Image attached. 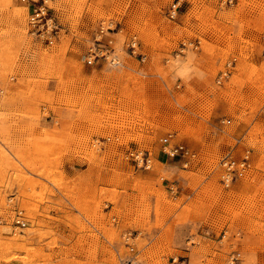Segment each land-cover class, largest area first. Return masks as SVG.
<instances>
[{"label": "rangeland", "instance_id": "1", "mask_svg": "<svg viewBox=\"0 0 264 264\" xmlns=\"http://www.w3.org/2000/svg\"><path fill=\"white\" fill-rule=\"evenodd\" d=\"M47 7L0 0V264H264V0Z\"/></svg>", "mask_w": 264, "mask_h": 264}, {"label": "built area", "instance_id": "2", "mask_svg": "<svg viewBox=\"0 0 264 264\" xmlns=\"http://www.w3.org/2000/svg\"><path fill=\"white\" fill-rule=\"evenodd\" d=\"M21 2L29 5L32 9L30 18H29V28L32 35H35L37 38L45 39L49 44H52L54 40H56L58 32L57 27L54 25L53 19L49 16V11L47 7V0H20ZM230 4L233 0H226ZM180 12V3H173L170 8L168 9L167 15L169 19L174 20L177 18ZM131 48L135 49V43L132 44ZM114 52L110 51L109 48L102 49L100 48L98 51H95L91 57L97 58L99 55L104 57L105 59H109L110 63L114 66L120 64L117 56L113 55ZM91 61V60H89ZM184 148L182 146H178L171 150L170 155L176 156L182 154ZM136 159L139 162H142L145 168H150L151 165V158L149 156H144L142 154H137ZM248 159L249 157L246 155L244 159L241 161L235 160L232 156L227 155L225 156L222 161L221 165L224 168V174L222 175V183L225 186H229L236 176H242L248 167ZM16 225L23 226L21 220V213L17 215ZM128 264V263H127Z\"/></svg>", "mask_w": 264, "mask_h": 264}]
</instances>
